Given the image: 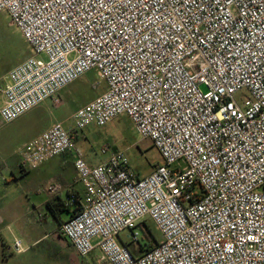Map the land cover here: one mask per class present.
<instances>
[{
    "label": "built area",
    "instance_id": "obj_1",
    "mask_svg": "<svg viewBox=\"0 0 264 264\" xmlns=\"http://www.w3.org/2000/svg\"><path fill=\"white\" fill-rule=\"evenodd\" d=\"M0 12L32 49L6 76L0 123L62 105L96 71L105 91L75 111L74 129L127 116L161 156L141 177L107 144L93 167L62 123L19 150L22 172L77 155L85 197L66 199L78 212L59 234L81 257L264 264V0H0ZM147 219L162 237L142 251Z\"/></svg>",
    "mask_w": 264,
    "mask_h": 264
},
{
    "label": "rangeland",
    "instance_id": "obj_2",
    "mask_svg": "<svg viewBox=\"0 0 264 264\" xmlns=\"http://www.w3.org/2000/svg\"><path fill=\"white\" fill-rule=\"evenodd\" d=\"M32 55V49L24 39L20 31L12 24L10 17L5 12H0V88L5 86L6 76L9 71ZM105 91V83L99 78L96 71H91L74 83L70 84L64 92H61L62 105L55 106L51 100L40 105V108L32 111L27 117L18 118L14 123H0V203L5 202L8 196L26 193L28 181H22L24 175L17 167V150L21 144L32 136L36 130L27 131L29 121L39 122L38 126L44 128L57 118L68 119L67 125H74L72 115L79 108L94 100ZM247 95L248 93L245 92ZM238 94L236 98L238 99ZM39 107V106H38ZM59 108V109H58ZM59 110V111H58ZM87 132L96 138L95 148L99 152L101 147L110 144L117 149L126 152L131 168L138 176L145 177L153 171L155 166L162 162L161 156L153 143L148 138H143L136 130L135 125L127 116L114 119L104 127L92 125ZM22 148V147H21ZM12 171L16 173L14 178ZM37 220V219H36ZM147 232L151 234L157 245L161 241V233L151 219H147ZM18 227H16L17 229ZM0 228V260L6 251H9L11 260L8 264H51L49 254V242L45 241L30 250L28 253H18L15 248V240L8 229ZM141 244H147V239L142 230H138ZM60 235V234H59ZM61 236V235H60ZM63 237V236H61ZM57 240L61 238L55 237ZM4 245L9 250L3 248ZM22 243L24 240L22 239ZM12 253V254H11ZM60 259L58 253L54 256ZM100 257V250L95 249L86 258L91 264ZM0 264H4L0 261Z\"/></svg>",
    "mask_w": 264,
    "mask_h": 264
},
{
    "label": "crops",
    "instance_id": "obj_3",
    "mask_svg": "<svg viewBox=\"0 0 264 264\" xmlns=\"http://www.w3.org/2000/svg\"><path fill=\"white\" fill-rule=\"evenodd\" d=\"M5 86L0 88V107L4 100L3 89ZM38 108L40 106L20 118L27 117L32 111ZM67 121L68 119L62 120L57 118L48 126L40 129H37L39 128L37 127L39 122L29 121L26 130L36 131L19 146L16 152L17 167L20 169L21 158L19 150L21 147L36 139L55 123H62L75 137L79 152L90 166L95 167L104 162L105 157L94 146L97 143L96 137L87 132V128L83 131L75 130L74 125H67ZM76 157L77 155L75 153H67L48 160L35 170L21 172L24 175L22 181H28L26 193L18 196H8L5 202L0 203V228H4L2 230L6 231L8 229V233L11 231L14 240L20 241L22 251H17L18 253H28L30 250L50 239L49 248L52 252L49 254V262L51 264H91L86 257H81L64 237L59 235L60 226L69 219L70 212L57 214L49 205L50 203H58L60 201L66 206L65 201L70 195H75L80 203L83 202L85 188L78 181V174L75 168ZM12 174L14 178H17L14 171H12ZM53 183L62 186V189L55 194L48 191L49 185ZM68 207L73 210L72 206ZM16 227L18 228L16 229ZM55 237L61 239L57 240ZM22 239L24 243H22ZM4 244V241H2L1 246L9 250V247ZM56 253L59 254L60 259L54 257ZM10 256L12 255H10L9 251H6L0 261L8 264L11 260ZM93 264H103L101 262V252L99 259Z\"/></svg>",
    "mask_w": 264,
    "mask_h": 264
},
{
    "label": "trees",
    "instance_id": "obj_4",
    "mask_svg": "<svg viewBox=\"0 0 264 264\" xmlns=\"http://www.w3.org/2000/svg\"><path fill=\"white\" fill-rule=\"evenodd\" d=\"M65 203H66V201H65ZM49 205H50L51 209L57 214H61V213H64V212H70V217H72L73 215H75V213L78 212V209L73 208V210H71L68 207L67 203H66V206H65L64 203L60 202V201L58 203H50ZM146 226H147V224H146ZM145 238L147 239L148 242H147L145 248L141 247V250L142 251H146V250L154 248L155 245L151 244V242L154 241V238L151 236V234H148L147 231L145 232ZM134 253H136V252L134 251Z\"/></svg>",
    "mask_w": 264,
    "mask_h": 264
}]
</instances>
